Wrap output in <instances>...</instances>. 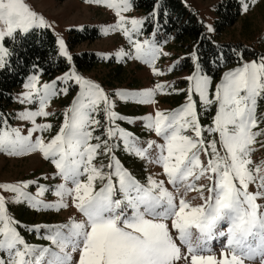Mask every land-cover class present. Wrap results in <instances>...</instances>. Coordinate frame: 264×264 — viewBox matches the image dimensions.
I'll return each mask as SVG.
<instances>
[{"label":"snow or ice","instance_id":"6c2138e0","mask_svg":"<svg viewBox=\"0 0 264 264\" xmlns=\"http://www.w3.org/2000/svg\"><path fill=\"white\" fill-rule=\"evenodd\" d=\"M92 2L113 9L118 18L105 34L122 32L129 41V49L116 57L151 65L162 75L155 67L168 55L162 47L167 41L155 39L162 26L140 39L146 20L157 19L160 0L144 18L124 15L135 0ZM253 3L240 0L241 11L249 12ZM51 27L27 0H0V71L18 59L17 48L24 41ZM206 27L208 33L215 31L211 24ZM55 43L68 70L41 83L43 69L33 65L25 91L16 97L21 105L34 106L16 117L31 127L25 134L10 124L11 114L0 112V153H39L54 166L52 179L61 182L40 183L48 176L0 182V264H264V159H253L257 145L264 149V53L246 60V49L233 50L236 66L216 81L211 66L225 63V54L209 57L206 71L199 48H194L189 54L194 70L185 78L190 87L169 86L186 92V102L130 117L115 110L117 101L154 104L166 85L109 93L77 71L62 37ZM73 89L58 131L46 139L44 133L54 125L37 119L54 115L46 110L49 103ZM213 109L211 123L204 125L202 118ZM119 122H140L156 139L142 140ZM118 150L159 172L139 179L124 166ZM46 193L58 199L46 201ZM11 204L57 213L75 209V214L29 227L10 212ZM22 230L40 234L47 243L28 242ZM216 243L221 245L218 252Z\"/></svg>","mask_w":264,"mask_h":264},{"label":"rangeland","instance_id":"374dc122","mask_svg":"<svg viewBox=\"0 0 264 264\" xmlns=\"http://www.w3.org/2000/svg\"><path fill=\"white\" fill-rule=\"evenodd\" d=\"M186 6L196 10L203 20L207 32V25L211 24L215 31L208 33L214 37L217 43H242L248 49L254 51L255 55H245L246 60L255 59L256 56L264 53V0H256L250 6V11L243 13L239 3L240 15L238 20L223 30H218L217 20L219 19L218 5L225 0H183ZM27 2L43 16L51 24V30L56 37H62L73 55V64L77 71L84 77L99 83L107 92L115 93L118 90H144L153 88L156 84H164L166 87L159 91L155 97L157 101L150 105H137L134 102L124 103L117 101L115 110L125 116L138 117L147 113H154L156 109L173 110L186 102V92H173L171 87L174 85L176 89L186 90L190 87V83L185 79L194 70V64L189 54L193 49L186 45V42H180L174 35H167L164 28L158 32L155 39L158 41H167L163 43V51L168 53L157 60L155 67L163 74L156 75L152 71L151 65H146L140 61L125 59L123 61L116 57V53L121 49L128 50L130 45L122 32L108 31L105 29L114 24L118 19L114 10L106 5L96 4L92 0H27ZM124 15L128 17L144 18L146 13L134 7ZM147 21V20H146ZM86 27H94L98 30L99 36L94 39H85L80 42H72V36L76 35L74 31H84ZM154 26L148 30L145 22L143 35L140 39L150 37L152 32L156 30ZM243 50V47H242ZM84 52H93L98 58L96 63L88 69L80 68L77 65L76 55ZM110 57L105 59L103 57ZM176 65L173 71L170 68ZM236 63L227 66L223 71L235 67ZM66 70L60 71L53 76H45L41 73V83L50 82L57 76L63 75ZM222 71V72H223ZM34 72V71H33ZM28 74L23 84L13 92V103L8 108L10 115L9 122L14 127H19L26 134V129L31 127L30 122L22 121L16 117L24 108H34L33 105H21L16 97L25 91L23 85L26 79L33 74ZM221 72V74H222ZM221 74L214 77L219 81ZM76 89L72 90L69 96H59L54 98L46 109L54 115L47 118H38V123L50 122L54 125L51 132L44 133L45 138L55 135L63 120V113L66 107L71 103ZM196 98V97H194ZM260 111H264L261 106ZM215 113V109L207 113L202 118V123L208 125ZM121 126L134 132L142 140L156 139L154 133L145 130L142 123L129 125L126 122H119ZM36 134H34L35 136ZM254 153L253 159L259 161L264 159V149H259ZM125 167L130 169L134 175L143 180L149 173L159 172V168L150 163L142 162L135 159L122 151H117ZM107 163V158H103ZM55 172L54 166L47 160L43 159L39 153L31 154L27 157H11L6 153H0V182H17L26 179H36L41 176H48V180L41 179L40 183L46 185L58 184L59 179H52ZM29 191L35 193V187H31ZM6 195L11 196V193ZM46 201H56L58 198L51 193H46L43 197ZM10 212L23 225L33 226L38 224H55L64 221L70 215L75 214V209L62 210L57 213L55 211H35L24 205H9ZM22 235L32 244L43 245L47 242L40 238V234L22 230ZM220 244H214L216 251L220 249Z\"/></svg>","mask_w":264,"mask_h":264},{"label":"trees","instance_id":"16d2710c","mask_svg":"<svg viewBox=\"0 0 264 264\" xmlns=\"http://www.w3.org/2000/svg\"><path fill=\"white\" fill-rule=\"evenodd\" d=\"M156 0H135V7L142 10L148 16L153 10ZM219 19L218 30L232 26L239 18V3L236 0H225L218 5ZM148 30L154 26H162L167 35H174L181 43L186 42L188 47L199 48L202 54V63L208 70L209 57L216 52H223L225 63L219 67L211 66V74L217 77L227 66L235 64L233 50H247L246 56L254 51L248 49L242 43H217L214 37L206 32L205 24L198 12L184 3L183 0H160V12L155 21H146ZM72 42H80L85 39H94L99 36L94 27H86L84 31H74ZM55 33L50 30L38 31L33 38L24 41L23 48H17L18 59L13 58L10 68L0 71V112L7 114L9 106L13 103V92L24 82L26 76L35 71L33 65L43 69L45 76H53L56 73L68 69L65 60L58 56ZM11 46V45H9ZM97 57L93 52H84L76 55L77 65L80 68H90L96 63ZM226 64V66H225Z\"/></svg>","mask_w":264,"mask_h":264}]
</instances>
